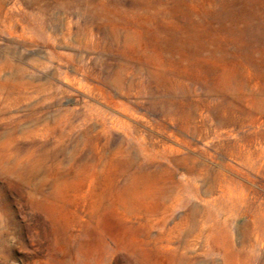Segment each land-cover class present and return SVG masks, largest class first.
Returning <instances> with one entry per match:
<instances>
[{"label":"rangeland","instance_id":"374dc122","mask_svg":"<svg viewBox=\"0 0 264 264\" xmlns=\"http://www.w3.org/2000/svg\"><path fill=\"white\" fill-rule=\"evenodd\" d=\"M0 264H264V0H0Z\"/></svg>","mask_w":264,"mask_h":264}]
</instances>
